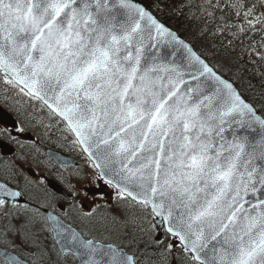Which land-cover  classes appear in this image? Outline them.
<instances>
[{
    "label": "snow or ice",
    "instance_id": "obj_1",
    "mask_svg": "<svg viewBox=\"0 0 264 264\" xmlns=\"http://www.w3.org/2000/svg\"><path fill=\"white\" fill-rule=\"evenodd\" d=\"M179 8L226 40V52L264 68V0ZM0 82L19 97L18 112L31 109L34 126L59 117L125 204L119 215L73 214L75 204L54 215L46 178L23 169L24 157L6 161L0 238L19 250L0 251L6 264H264V105L217 75L149 6L0 0ZM15 131H26L23 121ZM3 137L15 138L8 128Z\"/></svg>",
    "mask_w": 264,
    "mask_h": 264
},
{
    "label": "rangeland",
    "instance_id": "obj_2",
    "mask_svg": "<svg viewBox=\"0 0 264 264\" xmlns=\"http://www.w3.org/2000/svg\"><path fill=\"white\" fill-rule=\"evenodd\" d=\"M19 100L18 96H14L12 90L5 91V86L2 82H0V102L3 103L4 106L8 107L10 111L17 118V126L20 125L21 121H23V126L26 131L19 135L16 134V127H7L11 129L13 137H17V145L19 146V150L17 154L8 161H15L17 156L24 157L25 159L21 160L20 163L23 169H31L32 173H35V178L40 179L41 177L46 178L42 181V187L46 188L47 178L53 173L60 179L61 174H63V178L65 179L64 184L67 188L70 189V192L75 194L76 201H65V207L67 209L70 205L75 204V209H73V214L90 212L92 210H96L98 213H103L105 215L109 214V208L111 203H115L116 196L115 189L110 188L105 182L101 181L97 176V172L94 168L91 167V163L88 162L87 156L81 151L78 147L69 148L67 146H63L65 151L71 152L74 156L79 159L80 165L73 168H63V170H56L52 159L44 152H36L30 153V150L33 144H38V140H41V137L45 142L56 140L58 142L59 137L56 132L53 135V138L50 136V128H45L44 126H34L33 122L26 118V112L31 111V109L21 108L18 112L17 110V101ZM47 112L45 111V114ZM46 125L49 123V120H45ZM3 125L0 124V128ZM4 128V127H3ZM21 135V139L19 136ZM33 135V136H32ZM35 135V136H34ZM16 141V142H17ZM54 141V142H56ZM65 141V145H66ZM21 145L23 147L21 148ZM6 164H2L0 169L4 168ZM53 172V173H52ZM71 174V175H70ZM60 175V176H59ZM62 177V176H61ZM49 202L55 203L53 196L51 195V199ZM82 203L87 204L86 208L83 209L81 206ZM56 204V203H55ZM112 214L119 215L115 211L111 212ZM69 219H72L70 216ZM171 239V238H170ZM9 243L11 238L8 239Z\"/></svg>",
    "mask_w": 264,
    "mask_h": 264
},
{
    "label": "trees",
    "instance_id": "obj_3",
    "mask_svg": "<svg viewBox=\"0 0 264 264\" xmlns=\"http://www.w3.org/2000/svg\"><path fill=\"white\" fill-rule=\"evenodd\" d=\"M149 6L151 11L163 22L175 29L180 36L187 40L194 49L202 55L219 73L230 79L238 88L240 93L249 101L254 102L257 107L264 105V77L259 73L264 72V68H258L249 62L246 58L237 59V52L225 51L221 44H226L227 41H221L219 38H214L210 33H202L201 25L192 19L187 9H180L179 4L182 0H138ZM154 4H160V8L151 7ZM47 112V110H45ZM58 117H54L49 121L51 125L50 136L57 132L59 137L58 142L52 141V145L58 149H63V146L69 148L74 147L65 137L67 133L64 131V124L57 123ZM56 141V142H54ZM65 141L67 142L65 145ZM93 168V166L91 165ZM125 207L124 202L116 199L115 203H111L109 211L116 213L121 212ZM97 239L110 241L115 239V236L104 234L100 236L95 234ZM146 239V237H145ZM170 239V238H169ZM71 264V261H69Z\"/></svg>",
    "mask_w": 264,
    "mask_h": 264
},
{
    "label": "water",
    "instance_id": "obj_4",
    "mask_svg": "<svg viewBox=\"0 0 264 264\" xmlns=\"http://www.w3.org/2000/svg\"><path fill=\"white\" fill-rule=\"evenodd\" d=\"M167 26V25H166ZM168 27V26H167ZM171 29V28H170ZM172 30V29H171ZM174 31V30H172ZM176 32V31H174ZM177 36L179 39L183 40L186 44L189 45V47L192 48V50L199 55L194 49L193 47L187 42L185 41L183 38H181L178 33L176 32ZM168 52H171L172 49H167ZM182 51V50H181ZM200 56V55H199ZM201 57V56H200ZM169 58H173L171 56H169ZM202 58V57H201ZM203 59V58H202ZM206 62V60H205ZM207 63V62H206ZM210 66V65H209ZM211 67V66H210ZM192 69H186V71H191ZM214 70V69H213ZM215 71V70H214ZM216 72V71H215ZM217 75H220L218 72H216ZM222 79H225L227 81H229L230 83H232L230 80L226 79L225 77H223L222 75H220ZM187 78V77H186ZM233 84V83H232ZM234 86V84H233ZM235 87V86H234ZM236 88V87H235ZM237 89V88H236ZM0 121H2L5 124H15V119L12 117V115L10 113H8L5 109H3L0 106ZM0 148L2 149L3 154H7V153H12L14 151L13 147L7 146L3 141H0ZM48 154L50 155V157L59 165H76L77 162L70 156L63 154L62 152H59L57 150H53V149H48L47 150ZM60 161H65L66 163H60ZM103 180V179H102ZM48 185L57 193L64 195V197L69 198V194L66 193V191L63 189V187L61 185H59L55 180L50 179L48 181ZM48 210L50 212H52L54 215L57 214L54 211H52L51 209L48 208ZM5 248H1L0 247V251L4 250ZM7 251L11 254V255H16L14 252L10 251L7 249ZM2 255V254H0ZM3 256V255H2ZM4 257V256H3ZM5 258V257H4Z\"/></svg>",
    "mask_w": 264,
    "mask_h": 264
},
{
    "label": "flooded vegetation",
    "instance_id": "obj_5",
    "mask_svg": "<svg viewBox=\"0 0 264 264\" xmlns=\"http://www.w3.org/2000/svg\"><path fill=\"white\" fill-rule=\"evenodd\" d=\"M3 127L7 128L9 126L3 124ZM3 127L0 128V129H4ZM19 138L21 139V135L19 136ZM2 141L6 142L8 144H12L16 148V151H15V153H13L11 155H3L2 151L0 149V167L2 166V164L4 165L6 161H8L11 158H13L17 154V151L19 150V146L17 145V142H16L17 141V137L16 136H15L14 139H10L9 137H3ZM33 145H35V148H33V146H32V148L30 150V153H36V152L44 151L46 149V143H45V141H44V139L42 137H41V140H38V144H33ZM50 176H53L64 187L66 186L64 184L65 179H62V177L60 175H59L60 179L58 177H56V175L54 173H53V175L51 174ZM52 196H53L54 200L57 198L56 197L57 195L55 193H53V192H52ZM8 242H9V240H4L3 238H0V247H5L7 249H11V250L15 251L16 253H18L19 250L10 247ZM0 264H6V260L1 255H0Z\"/></svg>",
    "mask_w": 264,
    "mask_h": 264
}]
</instances>
